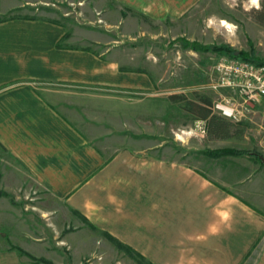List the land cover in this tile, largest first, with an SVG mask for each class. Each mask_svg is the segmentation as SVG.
I'll list each match as a JSON object with an SVG mask.
<instances>
[{"label": "crops", "instance_id": "obj_1", "mask_svg": "<svg viewBox=\"0 0 264 264\" xmlns=\"http://www.w3.org/2000/svg\"><path fill=\"white\" fill-rule=\"evenodd\" d=\"M20 1L7 9L47 0ZM100 1L112 4L119 18L168 23L177 34H192L198 23L193 12L210 10L217 0ZM90 42L54 21L25 15L0 21V153L15 170L3 171V179H29L61 203L84 237L74 249L88 256L105 252L112 238L149 264H264V162L224 156L225 166L202 170L154 145L138 149L137 140L122 135L136 129L138 109H90L84 100L77 106L72 89L152 96L155 58L134 56L122 41L93 42L101 51ZM208 56L199 83L211 75ZM148 117L153 109L146 110ZM191 117L204 134L206 122ZM3 236L0 264H24ZM34 242L27 252L44 257L43 239Z\"/></svg>", "mask_w": 264, "mask_h": 264}, {"label": "rangeland", "instance_id": "obj_2", "mask_svg": "<svg viewBox=\"0 0 264 264\" xmlns=\"http://www.w3.org/2000/svg\"><path fill=\"white\" fill-rule=\"evenodd\" d=\"M20 2L0 0V20L25 15L54 21L69 28L71 32L88 36L91 47L96 51L104 49L102 45L98 49L95 47L93 42L97 40L108 41L109 46L122 41L120 45L134 48V56L143 59L149 56L155 58L153 77L157 81L152 96L140 91L132 93L125 90H103L88 94V90L83 88L72 89L74 104L77 106L84 100L90 109H138L136 129L122 130L123 136L138 141V149L154 145L166 149L171 157L173 154L183 156L185 162L195 164L202 170L226 165V158H222L224 156L215 157L219 160H209V156L204 154L205 151H253L264 158V118L259 111L247 115L239 124L231 123L235 135L232 139L214 141L207 137L206 131L201 133V124L196 123V119L184 110V101L170 100L171 96H179L186 101H197L199 97L209 98L211 102L218 99L215 94L205 89L210 74L201 84L196 79L200 72L207 70L208 67L204 68L203 63L208 62V55H213V65L221 56L243 59L238 56L239 53L251 55L257 62H264V27L257 25L251 17L253 11L264 7V0H259V8L251 5V0L241 3L237 0L212 2L211 11L206 7L193 12L192 20L198 23L192 28V34H177L168 23L164 27L162 23L147 26L143 20L134 17L119 18V12L114 11L108 1L47 0L41 6L7 9V6H18ZM217 15L219 19L214 17ZM220 18L228 24V28L220 25ZM194 44L208 47L209 51H194L191 49ZM213 47H226L230 49L229 53L234 54H219L211 51ZM190 51L198 56L188 55ZM236 53L238 54L235 55ZM199 57L206 58V61H199ZM210 72L212 74V70ZM224 93L231 95L229 92ZM149 109H153V119L148 117L146 120L145 112L148 110L149 113ZM124 120L123 117L125 127ZM147 133L153 136H148ZM2 155L1 152L0 235H4L8 250L22 258L24 264H149L135 255L129 247L122 244L124 247L119 248L111 237L109 240L115 245L109 241L110 245L105 244L103 253L95 252L88 256L84 249L81 252L76 251L75 243L80 244L84 237H79L76 228L71 225V215H67L68 212L61 203L31 180H19L14 176L3 179V171L11 174L15 170L11 161L7 162L6 157L2 159ZM50 208H54V211H50ZM36 237L44 241L45 245L40 247L44 257L36 258L27 252H32L33 249L29 246L38 242H34ZM19 245H24L22 247L27 250ZM47 257L52 260H47Z\"/></svg>", "mask_w": 264, "mask_h": 264}, {"label": "built area", "instance_id": "obj_3", "mask_svg": "<svg viewBox=\"0 0 264 264\" xmlns=\"http://www.w3.org/2000/svg\"><path fill=\"white\" fill-rule=\"evenodd\" d=\"M205 89L218 98L211 103L212 113L233 124L241 123L255 111L264 118V65L221 56L213 65Z\"/></svg>", "mask_w": 264, "mask_h": 264}, {"label": "trees", "instance_id": "obj_4", "mask_svg": "<svg viewBox=\"0 0 264 264\" xmlns=\"http://www.w3.org/2000/svg\"><path fill=\"white\" fill-rule=\"evenodd\" d=\"M252 19L254 22L259 25L260 27H264V7L260 10H255L251 14ZM11 18V17H10ZM7 20L6 18L0 20L4 21ZM191 49L194 51H209L208 47H201L197 46L196 44L191 46ZM213 52H217L219 54H227L233 56L234 53H229L230 49L226 47L216 48L213 47L211 49ZM239 57L243 58L246 61L254 62L259 65H264V62H257L251 55H246L243 53H239ZM250 57V58H249ZM170 100L173 102H183L184 101V110L190 114L195 116L199 120H203L206 122V134L207 137L211 140H219V139H227L234 135L232 132L233 125L229 123L227 120L222 119L221 117L215 115L210 110L211 100L206 97H199L197 101H186L183 100L182 97L171 96ZM209 157H222V156H249L253 157L261 162H264V158L261 157L260 154L253 152V151H242V150H234V149H219L213 151H205ZM117 246L124 247L122 244L114 241Z\"/></svg>", "mask_w": 264, "mask_h": 264}, {"label": "clouds", "instance_id": "obj_5", "mask_svg": "<svg viewBox=\"0 0 264 264\" xmlns=\"http://www.w3.org/2000/svg\"><path fill=\"white\" fill-rule=\"evenodd\" d=\"M251 5L259 8V0H251Z\"/></svg>", "mask_w": 264, "mask_h": 264}, {"label": "bare ground", "instance_id": "obj_6", "mask_svg": "<svg viewBox=\"0 0 264 264\" xmlns=\"http://www.w3.org/2000/svg\"><path fill=\"white\" fill-rule=\"evenodd\" d=\"M223 25L226 27V28H228L229 26L226 24V23H223Z\"/></svg>", "mask_w": 264, "mask_h": 264}, {"label": "water", "instance_id": "obj_7", "mask_svg": "<svg viewBox=\"0 0 264 264\" xmlns=\"http://www.w3.org/2000/svg\"><path fill=\"white\" fill-rule=\"evenodd\" d=\"M238 53H236L235 55H237Z\"/></svg>", "mask_w": 264, "mask_h": 264}]
</instances>
